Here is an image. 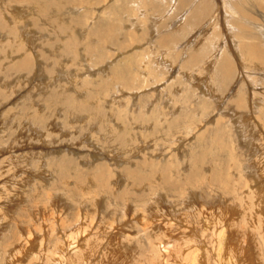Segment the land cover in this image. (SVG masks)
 Wrapping results in <instances>:
<instances>
[{
  "label": "rangeland",
  "instance_id": "1",
  "mask_svg": "<svg viewBox=\"0 0 264 264\" xmlns=\"http://www.w3.org/2000/svg\"><path fill=\"white\" fill-rule=\"evenodd\" d=\"M203 2L0 0V264H37L41 238L74 258L90 237L87 264H162L159 245L183 234L214 253L202 230L225 203L252 194L264 209V65L231 43L264 58V0ZM148 223L174 225L152 236L156 255ZM238 228L226 253L240 241L237 264H264L260 237Z\"/></svg>",
  "mask_w": 264,
  "mask_h": 264
},
{
  "label": "bare ground",
  "instance_id": "2",
  "mask_svg": "<svg viewBox=\"0 0 264 264\" xmlns=\"http://www.w3.org/2000/svg\"><path fill=\"white\" fill-rule=\"evenodd\" d=\"M205 1V0H204ZM190 2V1H189ZM202 2H203V0H202ZM204 3V2H203ZM203 3H198L199 5H200V9H203V6H202V4ZM242 3V2H241ZM213 4V3H212ZM232 4V3H231ZM232 6H233V4H232ZM244 6V5H243ZM206 6H204V8H205ZM207 9H208V7H207ZM228 9V8H227ZM243 9V8H242ZM42 10V9H41ZM226 10V9H225ZM231 13V12H230ZM202 14V13H201ZM225 15V14H224ZM231 15H232V13H231ZM230 15V16H231ZM236 15V14H235ZM244 16V15H243ZM228 17V16H227ZM245 17V19H246V17L247 16H244ZM249 17V16H248ZM242 21V20H241ZM235 23V22H234ZM233 23V24H234ZM239 23V22H238ZM238 23H236L237 25H238ZM241 23V22H240ZM239 23V24H240ZM242 25H244V23L242 24ZM245 26V25H244ZM234 27V26H233ZM240 27H242V26H240ZM228 28H230V27H228ZM243 28V27H242ZM247 28V27H246ZM239 30V29H238ZM248 30V29H247ZM247 30H245V31H247ZM232 31V30H231ZM230 31V32H231ZM242 31V30H241ZM240 32V31H239ZM234 33H235V31H234ZM249 33V32H248ZM236 35H237V33H235ZM228 35H230V34H228ZM234 35V34H233ZM238 37V36H237ZM249 37V36H248ZM208 39V38H207ZM215 39V38H214ZM236 39H239V38H236ZM247 39V38H246ZM248 40V39H247ZM237 42H239L240 43V41L238 40V41H235V40H231V43L232 44H234V46L235 47H237L238 49H241L242 51H243V49H247V50H245V51H249L250 52V54H251V56H252V61H254L256 64L258 63V65H264V62L261 60V59H255V55L253 54V50H255V47L251 44V46L249 47V44L248 45H246V46H242V44L240 43V45H239V43H237ZM242 42H244V41H242ZM256 42V41H255ZM227 43V42H226ZM226 43H224L223 45L225 46V44ZM253 43V42H252ZM258 44V43H257ZM256 44V45H257ZM215 45V44H214ZM227 45V44H226ZM216 47V46H215ZM259 47H257V49H258ZM215 50V49H214ZM19 51H21V50H17V52H19ZM16 52V53H17ZM226 52H228V51H226ZM225 52V53H226ZM262 52H264V50L262 51ZM16 53H14V54H16ZM230 53V52H229ZM228 53V54H229ZM227 53H226V55H228ZM246 54V53H245ZM230 55V54H229ZM243 55H244V52H243ZM258 55V54H257ZM256 55V56H257ZM227 58H229V57H227ZM242 58H243V56H242ZM262 58V57H261ZM243 59H245V57L243 58ZM244 61H246V60H244ZM29 62V61H28ZM249 65V64H248ZM223 66V65H222ZM251 67V66H250ZM257 69V68H256ZM113 70V69H112ZM117 71V70H116ZM118 73V72H117ZM50 75V74H49ZM34 116V115H33ZM241 118H243V117H241ZM242 122H243V120H242ZM243 124V123H242ZM264 124V123H263ZM262 124V125H263ZM240 125H241V123H240ZM244 126V125H243ZM25 160V159H24ZM28 160H29V158H28ZM12 162V161H11ZM25 162V161H24ZM43 162H45V161H43ZM25 165V164H24ZM12 166V165H11ZM42 166V165H41ZM43 167V166H42ZM41 167V168H42ZM10 170H11V168H10ZM47 176V175H46ZM42 177V176H41ZM12 178V177H11ZM95 178V177H94ZM6 182V181H5ZM11 182V181H10ZM263 189V188H262ZM245 190H253V189H251L250 188V185L248 184V182L246 183V185H245ZM256 190H257V188H256ZM4 191V190H3ZM255 191V190H254ZM261 191V190H260ZM5 192V191H4ZM253 192V191H252ZM258 192V191H257ZM85 193V192H84ZM249 193V192H248ZM254 193V192H253ZM1 194V193H0ZM3 194V193H2ZM8 194H10V193H8ZM243 194V193H242ZM250 194V193H249ZM261 194H262V192H261ZM7 195V194H6ZM5 195V196H6ZM254 196V195H253ZM259 196H260V193H259ZM261 196H263V195H261ZM250 201H248L247 202V206H242L241 208H237V210H236V207H233L231 204H229V203H225L224 205L225 206H223V207H220V214L219 215H213L210 219H208L207 220V224L205 223V225H206V227L202 230L203 232H202V237H209V242H210V244L212 245V247H214V249H215V251H214V253H212V252H210L209 251V249H206L205 251H201V248L199 247L198 248V246L195 244V241L194 240H192L191 238H188V237H186L187 235H185V234H183V236H180L181 238H180V240H174V241H169V240H166L165 239V242L163 243V244H160L159 246H160V248H161V251L163 252V258L161 257V259L159 260L162 264H169L170 263V257L172 258H174L173 260H174V262H176L175 264H204L205 262H206V264H237L238 262H237V254H235L234 253V250H236V248H237V250L239 249H241V247H242V244H239L240 243V241L238 242V243H236V247L235 246H231V250H229L228 251V253H226V251H227V242H226V240H227V237L228 236H226V232H228V229H229V231H230V233H231V237H233V235H238L239 233L238 232H240L239 231V229L240 228H238L239 227V224H240V226H242L243 228H245L246 229V231L250 228V227H252V231H254L255 232V235H256V233H257V236H259L260 237V241L258 240V243H260V242H262V237L260 236V232L262 231V228L263 227H260V224H262L263 226H264V216L262 215V213H259L258 212V209H262V210H264L263 208H260L259 206H258V209H257V211L254 209V207L256 208V206L255 205H257L256 203L257 202H255V199L252 197V194H251V196L249 195L248 197H247ZM261 198V197H260ZM195 199V198H194ZM233 200V199H232ZM257 200V199H256ZM263 200V198H261V201ZM263 202V201H262ZM223 203V202H222ZM90 204V203H89ZM154 204V203H153ZM260 205V204H259ZM51 206V205H50ZM155 206V205H154ZM261 206V205H260ZM55 207H56V205H55ZM151 207V206H150ZM153 207V206H152ZM261 207H264V205L263 206H261ZM52 208V207H51ZM83 208V207H82ZM158 208H159V206H158ZM157 208V209H158ZM156 209V210H157ZM161 209V208H160ZM159 209V211H161ZM163 210V209H162ZM197 210V209H196ZM1 211V210H0ZM59 211V210H58ZM135 211V210H134ZM118 212H120V211H118ZM144 212V211H143ZM155 212V211H154ZM262 212V211H261ZM145 213V212H144ZM161 213H162V211H161ZM118 214H122V213H117V215ZM153 214V213H152ZM157 214H158V211H157ZM163 214V213H162ZM171 214V213H170ZM185 214V213H184ZM198 214V213H197ZM116 215V216H117ZM147 215H149V214H143V216H144V218L145 219H148V217H147ZM150 215H151V213H150ZM154 215H155V213H154ZM154 215H152V216H154ZM181 215H182V213H181ZM142 216V217H143ZM151 216V217H152ZM191 216V215H190ZM115 217V216H114ZM150 217V216H149ZM156 217V216H155ZM182 218V217H181ZM180 218V219H181ZM56 219V218H55ZM143 219V218H142ZM194 219V218H193ZM255 219L259 222V224H257V225H253V224H255ZM186 220V219H185ZM189 220H191V219H189ZM197 220H199V217H197ZM196 220V221H197ZM86 221V220H85ZM121 221V220H120ZM144 221V220H143ZM151 221V220H150ZM184 221V220H183ZM192 221V220H191ZM191 221H188V222H191ZM64 221L62 220V223H63ZM83 222V221H82ZM184 222H186V221H184ZM52 223V222H51ZM103 224H105V223H103ZM150 224H151V226H150ZM209 224H213L214 225V227H213V229L209 232V234L207 233V234H205V230H207V225H209ZM29 225V224H28ZM44 225V224H43ZM73 225V224H72ZM34 226V225H33ZM146 226H150L148 229H147V227H146V229L149 231L148 233L151 235V240L150 241H148V244H150L149 246L151 247V250H153L152 251V254H155L156 255V251L154 250L155 248H156V245H154V244H152V243H154L153 242V239H152V236L155 238H157V236H158V234H160V237L162 236V237H166V235H168V234H166V232L168 233V232H170V228L172 229L173 228V224L172 223H168V224H166L165 226H163V227H159L158 226V224L155 226V224L154 223H148V225L146 224ZM153 226H155V227H153ZM161 226H162V224H161ZM218 226V227H217ZM17 227V226H16ZM15 227V228H16ZM28 227V226H27ZM40 227H41V225H40ZM89 227H90V224H88L87 222H86V224L85 223H83V224H81V228L80 227H77L75 230L73 229V231H70L69 233H68V235H67V237H66V239L68 240V244H76V242H78L81 238H82V236L83 237H86V236H88V229H89ZM107 227V226H106ZM185 227V226H184ZM183 227V228H184ZM26 228V227H25ZM30 228V227H29ZM28 228V229H29ZM37 228H39V227H37ZM51 228L53 229L54 227H53V225L51 226ZM99 228V227H98ZM100 228L102 229V227L100 226ZM109 228V227H108ZM108 228H106V229H108ZM184 229H187V228H184ZM242 229V228H241ZM251 229V228H250ZM25 230V229H24ZM34 230V229H33ZM37 230V229H36ZM18 231V230H17ZM26 231V230H25ZM104 231H106V230H104ZM144 231V230H143ZM19 232V231H18ZM30 232V231H29ZM52 232V231H51ZM95 232V231H94ZM99 232V231H98ZM102 232V231H101ZM120 232H122V231H119L118 232V234L120 233ZM162 232V233H161ZM184 232H186V231H184ZM25 233H27V232H25ZM32 233V232H31ZM84 233V234H83ZM105 233V232H104ZM122 233H124V232H122ZM246 233V232H245ZM19 234V233H18ZM33 234V233H32ZM62 234V233H61ZM126 234H128V233H126ZM163 234V235H162ZM28 235V234H27ZM26 235V237H28ZM34 235H37V234H34ZM103 235V234H102ZM106 235H107V233H106ZM120 235V234H119ZM250 235V234H249ZM32 235H30V237H31ZM105 236V235H104ZM122 236V235H121ZM130 236H131V234H130ZM129 235H125V236H123V240H122V242L121 243H119V241H116V242H118V243H109L108 242V244H110V245H108V247H107V250H105L104 251V253H103V255L104 256H102V259L103 258H105L106 259V262H107V259H110V258H108V256L110 257V253H109V250L111 251L112 249H115V250H119L118 248H122L121 247V245H123V241H125V242H129L130 241V237ZM240 238L238 237V239H241L242 238V236H243V234H241L240 233ZM19 237V236H18ZM17 237V238H18ZM23 237V236H22ZM59 237V236H58ZM97 237V236H96ZM150 237V236H149ZM159 237V238H160ZM61 238V237H60ZM59 238V239H60ZM107 238V237H106ZM114 238V237H113ZM236 238V236L234 237V239ZM37 239V236H34V237H31V240H30V242H32V244L34 245V243L37 241L36 240ZM89 239V240H88ZM87 240V248L86 249H84L83 250V248H81L83 251H81V252H76L73 256H74V258L72 257V256H68L67 254H68V252H67V250H66V248L64 247L65 246V244L63 243V244H59L58 243V245H54L55 247H53V248H50V249H48L49 247H48V245H47V247L48 248H46L45 247V244L47 243H45L44 241H45V238H41L38 242H37V245L35 246H32V248L33 247H35V252L33 253V254H31V255H33V257L32 258H35L36 259V261H37V264H87V262L85 263V261H84V257H85V259H86V257H87V253H89V256L91 255V253L90 252H95L96 250H98V248H100V245H101V243H100V241H102V239L101 240H99V237H97L96 239H94V238H88ZM118 239V238H117ZM119 239H121V238H119ZM245 239H246V236H245ZM25 240V239H24ZM23 240V241H24ZM28 240V241H29ZM113 240V239H112ZM249 240V239H248ZM62 241V240H61ZM92 241H96V243L93 245L91 242ZM134 241V240H133ZM194 241V242H193ZM247 241V240H246ZM245 241V242H246ZM253 241V240H252ZM21 242H22V240H21ZM67 242V241H66ZM105 242V241H104ZM111 242V241H110ZM204 242V241H203ZM244 242V243H245ZM130 243H131V241H130ZM241 243H243V242H241ZM246 243H248V242H246ZM253 243V242H252ZM256 243V242H255ZM49 244V243H48ZM82 244V243H81ZM104 244V243H103ZM125 244V243H124ZM127 244H129V243H127ZM238 244V245H237ZM132 245V244H131ZM254 245V244H253ZM18 246V245H17ZM26 247H24V251H26V249L25 248H27V245H25ZM257 246V245H256ZM260 246L262 247V243H260L259 244V246H258V251L256 252L257 254H260L261 256V258H264V251H261V249H260ZM20 247V246H19ZM68 247V246H67ZM226 247V248H225ZM80 248V247H79ZM132 248V247H131ZM209 248V247H208ZM3 249L4 248H2V251H3ZM9 249V248H8ZM77 249V248H76ZM75 249V250H76ZM80 249V250H81ZM126 248H124V250H125ZM234 249V250H233ZM16 250V249H15ZM31 250H33V249H31ZM79 250V251H80ZM124 250H122V252L124 251ZM127 250L129 251V248H127ZM24 251H22V253L24 252ZM30 251V250H29ZM113 251V250H112ZM120 251V250H119ZM127 251V252H128ZM132 251V250H131ZM28 252V251H27ZM126 252V251H125ZM2 253H5V252H2ZM10 253V252H9ZM15 253V252H14ZM25 254V253H24ZM28 254L29 253H27V255H26V257H29L28 256ZM94 254V253H93ZM131 254V253H130ZM8 255V254H7ZM12 255H13V253H12ZM30 255V254H29ZM132 255V254H131ZM215 255V257L216 258H214L213 256ZM125 256H127V255H125ZM149 256V255H148ZM159 256V255H158ZM257 256V255H256ZM7 257V256H6ZM5 257V258H6ZM11 257V256H10ZM22 257V256H21ZM25 257V258H26ZM128 257V256H127ZM141 257V256H140ZM2 258H4V257H2ZM8 258H9V256H8ZM7 258V259H8ZM14 258V257H13ZM23 258V257H22ZM92 258V257H91ZM115 258H117V257H115ZM126 258V257H125ZM137 258H139V257H137ZM156 257L154 256V255H151V258H150V261L151 262H153V260L155 259ZM21 258L19 257V260H20ZM30 259V258H29ZM114 259V258H113ZM123 259V258H122ZM130 259V258H129ZM132 259V258H131ZM135 259H136V257H135ZM153 259V260H152ZM8 260H11V258L10 259H8ZM18 260V259H17ZM28 260V259H27ZM117 260V259H116ZM264 260V259H263ZM12 261V260H11ZM14 262H15V260H13ZM12 261V262H13ZM30 261H33V260H31L30 259ZM100 261V260H99ZM105 260L103 259V261L101 262V263H103ZM111 261H113V260H111ZM114 261H115V259H114ZM135 261V260H134ZM168 261H169V263H168ZM13 262V263H14ZM17 262V261H16ZM20 262V261H19ZM35 262V261H34ZM116 262V261H115ZM120 262V261H119ZM118 262V263H119ZM122 262V261H121ZM121 262H120V264H121ZM131 262V261H130ZM141 262V261H140ZM139 262V263H140ZM252 262V261H251ZM1 263V262H0ZM8 263V262H7ZM105 263V262H104ZM103 263V264H104ZM113 263V262H112ZM138 263V262H137ZM3 264H4V262H3ZM6 264V263H5ZM9 264H12V263H9ZM22 264V263H21ZM33 264V263H32ZM111 264V263H110ZM130 264V263H129ZM134 264V263H133ZM243 264V263H242ZM260 264V263H259Z\"/></svg>",
  "mask_w": 264,
  "mask_h": 264
}]
</instances>
